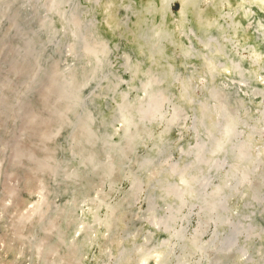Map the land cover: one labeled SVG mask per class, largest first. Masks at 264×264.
Listing matches in <instances>:
<instances>
[{"label":"rangeland","instance_id":"1","mask_svg":"<svg viewBox=\"0 0 264 264\" xmlns=\"http://www.w3.org/2000/svg\"><path fill=\"white\" fill-rule=\"evenodd\" d=\"M61 1L0 0V264H264V0Z\"/></svg>","mask_w":264,"mask_h":264},{"label":"bare ground","instance_id":"2","mask_svg":"<svg viewBox=\"0 0 264 264\" xmlns=\"http://www.w3.org/2000/svg\"><path fill=\"white\" fill-rule=\"evenodd\" d=\"M48 1L49 2L46 3L47 6H48L47 10H46L48 16H50L52 13H57L58 14L59 10L63 11V9L61 7V3H62L61 0L60 1L59 0H48ZM58 1H59V3H58ZM74 10H76V8H74ZM74 12H77V11H74ZM69 15H71V13H69ZM75 15H76V13H75ZM45 21H47V19H45ZM45 21H43V23H45ZM41 26L43 27V25H41ZM74 26H75V23L73 24V27ZM54 34L52 35V39H54V37H55ZM71 37H77V35H75L74 30H71ZM152 40H154L153 37H152ZM92 42H94L95 44H102V45L92 46L91 48L90 47H86L87 49L85 51L87 52V55L93 57L97 63H100V59L98 58V55H103L105 57V55H106V50H105V48H106L105 46L106 45L105 44L108 41L105 40V39H102V37L96 35V37L93 38ZM148 42H150V40H148ZM153 42H155V41H153ZM56 44H58V43H55V46H56ZM69 47L72 48L73 46L70 45ZM27 51H29V50H27ZM169 72H170V70H165V71H163V74L168 75V74H170ZM53 85H55L54 81H53ZM153 85H156V84L148 81V84L145 86V90L149 91L150 89L153 88ZM65 89H66V87H65ZM135 105L136 104L130 103V104L125 105L124 107H122L123 113L125 115H127L133 109V107ZM91 142H92V139H91ZM221 148H222V144H221ZM202 149H203V144L201 143L198 146L195 155H199V153L202 151ZM86 159H87V162L91 164L92 156H89ZM213 166H214L213 160L207 159V160L201 162L199 167L196 168V169L198 171H203V170L208 171V170H211L213 168ZM191 172H193V170H191ZM188 174H190V173H188ZM224 192H225V188L222 185H220V186L217 187V190L214 192V197L219 199L224 194ZM178 197H181V195H178ZM202 198L204 199V196L200 195L198 197V200H201ZM127 251H128L127 249L120 250L118 252L119 253V257H123L127 253Z\"/></svg>","mask_w":264,"mask_h":264}]
</instances>
